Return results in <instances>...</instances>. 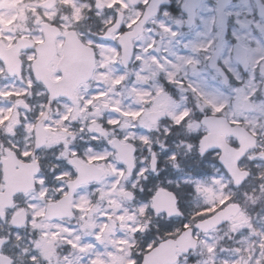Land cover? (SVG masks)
Returning <instances> with one entry per match:
<instances>
[{"label":"rangeland","instance_id":"rangeland-1","mask_svg":"<svg viewBox=\"0 0 264 264\" xmlns=\"http://www.w3.org/2000/svg\"><path fill=\"white\" fill-rule=\"evenodd\" d=\"M43 1L0 0V41L8 46L23 36L37 42L42 40L41 23L55 22L63 30L76 28L98 46L101 58L92 82L78 90L76 105L50 102L32 76L34 56L29 51L20 79L8 76L0 61V158L10 148L29 160L34 125L46 111L48 115L47 144L37 154L45 167L36 178L37 188L17 197L7 217L0 219V235L7 238L4 253L12 264H139L159 242L175 238L181 228L192 227L233 200L243 201L241 213L207 234L196 232L198 248L176 264H264V169L258 154L251 153L246 161L257 172L237 190L217 163V154L199 159L190 153L192 144L170 139L174 133L181 136V129L188 138L200 136L205 129L198 116L222 114L249 128L264 148V79L258 75L264 64V27L253 18L250 0L229 7L234 22L221 63L234 81L230 87L206 65L218 35L216 0L204 1L192 28L186 27L181 12L184 0H171L173 9L161 8L134 40L129 69L120 62L119 34L110 42L96 38L118 12L124 14L123 26L131 28L149 0H136L135 6L128 0H55L51 10L38 7ZM234 40L249 48L246 75L233 60ZM244 99L252 103L250 113L241 110ZM21 101L28 104L27 111L18 107ZM149 111H161L164 121L151 125ZM113 138L136 146L130 178L111 145ZM152 153L158 160L156 172L149 168ZM76 155L100 166L104 177L74 193L72 219L47 221L45 206L66 192L65 182L73 176L68 159ZM162 188L177 194L184 218L170 220L153 212L152 195ZM126 191L132 193L131 200ZM21 209L28 219L18 231L12 229L11 218Z\"/></svg>","mask_w":264,"mask_h":264},{"label":"water","instance_id":"water-1","mask_svg":"<svg viewBox=\"0 0 264 264\" xmlns=\"http://www.w3.org/2000/svg\"><path fill=\"white\" fill-rule=\"evenodd\" d=\"M134 2V0H131ZM232 0H218L217 1V24L222 29V32L217 40L216 49L209 60V67L217 69L224 77L225 85L229 84L222 68L218 66V58L222 50V42L227 34L228 29V15L225 13L227 5ZM202 0H185L182 4V12L186 15V25L192 27L195 23V14L200 7ZM170 4L169 0H151L142 16V18L134 25L133 30L124 33L118 40L121 48L122 62L125 67L131 62L134 50L131 40L140 36L143 32L145 24L154 16L158 14L160 5ZM54 5L53 0L41 4V7L51 8ZM122 21V14H119L115 25L110 27L106 34L102 36L103 39H108L110 35L116 31ZM45 27L46 40L43 44L36 47L37 58L33 62L34 76L41 81L47 88L50 98L53 100L58 97L73 99L77 102L74 91L78 84L82 81H87L95 67L94 51L91 48L85 47L80 43L73 32L66 34L67 40L65 42L66 57L69 62L76 61L75 57L83 58L85 65L75 63L68 69L64 70V78L59 82H52L49 79L47 72V65L54 54V39L59 34V30L55 27L43 24ZM29 47L25 40H19L18 43L10 48L4 49L0 44V59L6 65V72L10 75L20 76L21 60L18 57V52L21 48ZM233 56L244 72L248 69L247 49L240 44H235L233 48ZM73 58V59H71ZM261 72L264 73V66L261 67ZM22 107H26L21 103ZM242 110L248 112L251 110L250 102L244 101ZM148 121L152 124L157 123L162 119L159 112H149L147 114ZM45 116L36 124V139L35 148L32 154L33 161L31 163L21 162L17 159L13 151L6 150V158L1 159L3 182L5 189L0 191V217H5V209L12 207L14 197L20 193H28L35 189L34 176L40 171V166L35 160V153L46 142V130L43 123ZM202 123L207 126L211 132L202 138L199 146V153L202 154L209 150H220L219 163L223 166L225 171L233 179L234 184L239 186L248 176V173L241 171L238 167L239 161L244 157L248 148L256 147V138L241 126H231L224 117L207 116L202 120ZM234 135L240 144L239 149L229 146L225 139L226 137ZM113 145L117 150L120 162L126 166V176L129 177L134 171V154L135 147L131 143H121L118 139L113 141ZM72 165L78 171L76 180L68 183V194L62 197L55 203H50L47 206L45 217L49 220L54 218H69L73 215L71 210L70 198L73 190L79 185L88 182L98 181L102 176V171L94 164H87L80 160H71ZM155 157L152 156L151 168L155 170ZM130 198L131 195L127 194ZM153 208L156 213H165L167 217L174 215H181L177 207L176 195L168 190L158 191L152 200ZM241 210L238 204H228L223 209L217 211L215 214L207 219L196 223V228L203 233L219 227L220 225L230 221ZM26 223V212L21 210L12 220V226L16 229H21ZM192 229L184 230L176 239H166L159 243L150 252L144 255L141 264H174L178 261V253L188 254L191 250L196 249L198 241L192 236ZM5 242V238H0V250ZM0 264H10V258L0 254Z\"/></svg>","mask_w":264,"mask_h":264},{"label":"flooded vegetation","instance_id":"flooded-vegetation-1","mask_svg":"<svg viewBox=\"0 0 264 264\" xmlns=\"http://www.w3.org/2000/svg\"><path fill=\"white\" fill-rule=\"evenodd\" d=\"M238 0H233V2L231 3V5H235L236 4V2H237ZM259 2L264 6V0H259ZM250 8H251V13H252V16H253V18L256 20V22H262V26L264 27V9L262 8V11L261 12H259V10L257 9V7H256V3H255V0H250ZM261 16V17H260ZM234 22V16L232 15V16H230V23H229V33H228V36H227V39H226V41L227 40H229V37H230V32H231V30H232V23ZM124 30V29H123ZM123 30H121L120 32H122ZM264 31V30H263ZM217 32H218V34L220 33V29H218L217 28ZM86 36H84V37H82V35H81V40L83 41V42H86ZM1 42V41H0ZM235 42H237V41H233L232 42V46H233V44L235 43ZM87 43V42H86ZM9 46V45H8ZM95 46V48H97V46L96 45H94ZM98 49V48H97ZM30 52H28V53H30L31 54V56H33L34 54L33 53H35L34 52V50H29ZM33 52V53H32ZM210 53H212V51L210 52ZM25 55V52L23 51V52H21L20 53V56H24ZM61 55H59V54H57L56 56H55V59H54V67L53 66H51L52 65V63L50 64V66H51V68L52 69H50V72H51V76H52V78H54V79H60V77H61V72L58 70V63L61 61ZM96 58H97V67H98V61L100 60V58H101V56H96ZM207 65V64H206ZM225 68V67H224ZM211 72H213V73H215V74H217V72L216 71H213V70H210ZM226 72H228V70L226 69ZM228 74H229V76H230V79H232L231 78V75H230V73L228 72ZM53 75H54V77H53ZM263 79H264V77H262ZM208 114H210V113H205V114H202L201 116H198V118L197 119H199V121L205 116V115H208ZM201 122V121H200ZM231 122V121H230ZM232 123V122H231ZM201 124V123H200ZM233 125H235V124H239V123H232ZM244 128H246V129H248L249 130V128H247L245 125H243V124H241ZM202 126V128H204L205 129V132L203 133V134H201L200 136H195V137H192V136H189V138L188 137H186L187 136V134H186V132H185V130H180V132L182 131V135L181 136H179V137H177L176 138V136H175V133H174V135H172L171 134V140H173V142L175 141V140H177V141H183L185 144H192V151L190 152L191 153V155L192 156H196L197 158H203L204 156H208V155H210V154H213V153H215V154H217V156H219V152L218 151H208V152H206V153H204V154H200L199 153V144H200V140H201V138H202V136L203 135H205L206 133H208V130L203 126V125H201ZM178 131V128H174V132H177ZM250 132H251V130H249ZM254 134V133H253ZM255 135V134H254ZM257 137V139H258V144L260 143V139H259V137L258 136H256ZM226 141L231 145V146H233V147H235V148H238V143L236 142V140H235V138L234 137H232V136H230V137H228L227 139H226ZM251 153H255V154H258V162L259 163H262L263 164V169H264V158H263V153H264V148H261V146L259 145V147H258V149L257 150H254V151H248V153L246 154V156L243 158V160L240 162V168L243 170V171H247L248 172V179L243 183V185L242 186H240L239 188H236L237 190L238 189H242V187L243 186H245L253 177H254V173H255V171L257 172V170H255V168L252 166H250V164L248 163V162H246L247 160H248V155H250ZM76 157H78V158H80V155H76ZM263 181H264V179H263ZM234 187V186H233ZM235 188V187H234ZM264 189V188H263ZM263 197H264V194H263ZM231 203H239V205H241V207H242V210H243V201H237V200H233ZM170 220H172V219H170Z\"/></svg>","mask_w":264,"mask_h":264}]
</instances>
